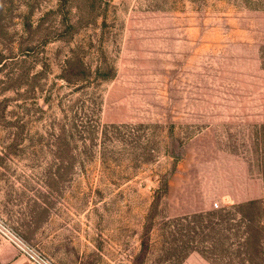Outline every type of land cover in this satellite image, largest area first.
<instances>
[{
    "label": "rangeland",
    "instance_id": "obj_1",
    "mask_svg": "<svg viewBox=\"0 0 264 264\" xmlns=\"http://www.w3.org/2000/svg\"><path fill=\"white\" fill-rule=\"evenodd\" d=\"M0 219L55 264H264V0H0Z\"/></svg>",
    "mask_w": 264,
    "mask_h": 264
},
{
    "label": "built area",
    "instance_id": "obj_2",
    "mask_svg": "<svg viewBox=\"0 0 264 264\" xmlns=\"http://www.w3.org/2000/svg\"><path fill=\"white\" fill-rule=\"evenodd\" d=\"M213 207L218 208V202H214ZM0 240L5 242L6 244H9L19 254L26 257L30 264H55L47 256L28 245L19 235L13 232L1 219Z\"/></svg>",
    "mask_w": 264,
    "mask_h": 264
},
{
    "label": "crops",
    "instance_id": "obj_3",
    "mask_svg": "<svg viewBox=\"0 0 264 264\" xmlns=\"http://www.w3.org/2000/svg\"><path fill=\"white\" fill-rule=\"evenodd\" d=\"M1 264H30L28 259L19 254L13 247L4 246L0 250Z\"/></svg>",
    "mask_w": 264,
    "mask_h": 264
}]
</instances>
